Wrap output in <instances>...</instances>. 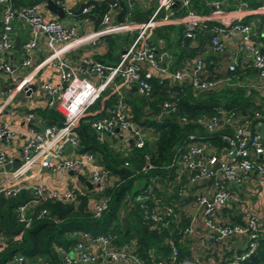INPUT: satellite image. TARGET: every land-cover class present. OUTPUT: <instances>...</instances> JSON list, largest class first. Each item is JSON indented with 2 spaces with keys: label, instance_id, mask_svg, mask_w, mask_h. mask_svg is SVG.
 Wrapping results in <instances>:
<instances>
[{
  "label": "built area",
  "instance_id": "obj_1",
  "mask_svg": "<svg viewBox=\"0 0 264 264\" xmlns=\"http://www.w3.org/2000/svg\"><path fill=\"white\" fill-rule=\"evenodd\" d=\"M146 1L155 3L146 20L129 19L126 9L123 19L117 20L116 14L124 1L114 0L108 2L109 8L102 14L98 27L82 30L77 22L46 19L40 11V3L15 7L12 0H0V74H12L15 70L6 59V53L13 47L10 36L12 20L19 17L28 24L30 31V37L22 43L23 65L31 63L32 50L39 36L43 34L46 37L47 53L41 63L53 66L58 80L46 78L39 84V89L47 96L46 106L55 108L63 116L61 123H45L43 120L37 121L33 111H27L23 124L20 125L11 124L0 115V141L8 143L20 136L23 138L18 156L20 164L17 166L5 167L15 157L0 148V192L13 196L24 188L30 190L31 198L17 207L18 220L23 223L24 228L29 227L35 218L47 216V208L42 206L36 210L37 205L49 200L76 203L79 193L83 191L94 189L98 195L88 205L94 216H100L108 207L109 197L102 192L109 184L107 178L110 170L97 161L93 152L80 150L77 131L80 119L99 98H105L110 93L117 96L112 106L90 121L98 140L108 141L122 133L132 141L134 147H142L153 130L133 118L132 105L126 100L124 84L134 87L140 96H149L151 77L176 82L180 86V92H184L186 85H190L194 91L221 89L228 85L237 70H245L247 67H253L257 77L264 78V52L256 47L252 24L243 21L247 11L254 8L228 10L216 0L212 2L211 10L201 13L190 7L189 0ZM56 2L61 4L59 0ZM127 3L132 7L135 0H127ZM180 7L185 8L184 13H178ZM258 8L264 10V4ZM89 9L90 6L83 11ZM174 20L183 23V34L188 39L195 40L200 30L209 32L213 53L225 50V43L220 36L222 32L238 31L241 33L242 50L248 56L230 54L225 65L226 71L218 77L210 76L201 55L185 59L182 64L174 66L170 64L166 51L161 49L164 39L160 37L153 41L148 37L151 29ZM114 34L132 35L123 45L115 62L107 63L82 55L74 58L71 55L73 50L82 45L94 44L99 38ZM261 34L264 35L263 32ZM36 69L34 66L19 80L12 79L0 104V112L16 92H32L31 81ZM177 93L173 91L172 99L162 101L160 112L152 115L154 119L178 113ZM261 94L264 97V87ZM176 118L182 124H193L194 131L189 132L174 147L171 162L166 166L174 169L172 177L163 179L166 180L162 183L165 185L155 179L154 184L167 188L168 192H175L179 200L168 204L154 198V205L150 207L147 203V199L151 198L150 187L137 193L135 200L140 202L144 217L151 220L153 225L161 223L168 226L170 223L178 224L184 210V198L191 194L193 199L187 204L191 209L188 214L189 222L183 228L184 236L192 232L194 223L201 218L207 228L206 242L209 246L224 242L230 237L244 238L240 249L218 262L208 263L196 259L197 264H245L256 251L260 239H264V208L261 212L243 208L252 203L253 192L256 191L258 198L264 197V183L263 188L258 190L249 186L254 181V172L264 182V120L258 129L255 127L256 123L226 106H218L213 113H200L194 117L178 114ZM247 125L249 132L245 135ZM220 141L223 142L222 145L219 144ZM67 145L72 147L69 154H65L63 150ZM127 163L125 160L124 164ZM217 163L219 166L215 167ZM150 166L149 163L146 165ZM83 168H87V178L93 183L91 189L64 185L59 190L43 181H28L30 176L39 175L43 169L81 172ZM211 176L213 179L209 181ZM243 184L247 186L245 199L241 200L237 188ZM181 200L183 205L180 204ZM231 210L241 211L239 220L231 219ZM119 216L123 217L122 211ZM22 233L23 230L9 236L0 232V252L6 250L13 240H20ZM76 234L77 240L69 250L62 247L58 249L62 264H145L135 253L133 242L114 244L113 233L92 234L82 230ZM23 259L19 255L16 261ZM43 263L47 264L45 261ZM155 264H181L178 247L172 243L168 258H158Z\"/></svg>",
  "mask_w": 264,
  "mask_h": 264
},
{
  "label": "trees",
  "instance_id": "obj_2",
  "mask_svg": "<svg viewBox=\"0 0 264 264\" xmlns=\"http://www.w3.org/2000/svg\"><path fill=\"white\" fill-rule=\"evenodd\" d=\"M15 7L39 3L41 0H12ZM126 5V13L129 19L134 21L146 20L152 11L151 6L143 7L138 0L132 7L128 6L127 0H123ZM247 6L257 8L264 4V0H245ZM199 0H190V7L200 9ZM109 8L107 0H99L97 5H92L89 10L82 13V16H88L93 19L97 27L100 23L102 14ZM202 8V6H201ZM194 9V8H192ZM195 10V9H194ZM207 6L203 12H207ZM185 8L180 7L178 13H184ZM199 12V11H198ZM259 17L256 26L254 38L259 44L260 50L264 52V13L257 15ZM251 16H245L243 21L249 22ZM212 22H210V25ZM157 32L171 41L169 34L163 33L161 28ZM162 37V38H163ZM182 37V36H181ZM210 33L200 30L196 34L195 40L190 39V50L181 48V56L201 55L205 62L210 76H222L219 68H213L214 65L208 55L204 54V45L209 42ZM120 37L113 38L111 41L112 51H117ZM107 51V55H110ZM218 54V53H215ZM104 61L102 58H99ZM230 75L231 72L227 71ZM241 69L235 72L238 77ZM151 94L149 96H140L129 98L132 105L133 118L140 124L149 126L155 136L145 142L142 147L132 145L131 152L123 154L109 146L107 141H100L96 137L94 130L90 126V121L96 116L105 112L107 107L117 99L115 93H110L105 98H99L88 109L79 121L77 131L80 138V150H90L95 155L97 161L110 170L113 177L105 188L103 195L109 197L108 207L104 209L100 216H94L88 209L91 200L90 194L81 192L78 196V202H61L49 200L36 206V210L45 206L48 210L47 216L35 218L32 224L24 228L23 223L18 220L17 207L31 198L29 189H22L18 194L6 196L0 192V232L6 235L14 236L23 230L20 240H13L6 250L0 252V264H15L16 257L22 255L24 259L35 261H45L47 264H61L59 248L69 250L77 240L76 233L87 230L92 234L113 233L115 234L114 244L134 243V251L140 256L145 264H155L158 258H168L171 244H175L179 250V259L188 253L184 246L183 228L186 225L185 218L181 217L176 225L170 223L164 226L161 223H154L144 217L143 208L140 202L135 200V195L143 189L150 187L151 198L147 203L152 207L153 199L157 198L168 204L178 202L179 197L175 192H168L167 188H161L165 178L170 179L175 172L173 168H167L171 162L174 147L179 144L183 138L191 131H194L193 124H182L176 118L178 114H186L188 117L197 116L200 113H213L218 106L233 108L242 115L250 119L253 123L257 120H264L263 101L253 99L252 95L245 94L244 87L225 86L218 90L194 91L190 85L185 86L184 92H180V86L176 82H170L167 78L151 77ZM173 91H177L179 97L177 106L178 113L163 116L156 120L152 115L158 114L161 110V104L164 99H172ZM261 98L264 97L262 96ZM97 110V111H95ZM37 111L45 123H61L63 116L55 108H38ZM258 111V113H256ZM259 115V116H258ZM204 132V131H201ZM220 145L223 142H219ZM127 160V164L124 161ZM150 167H146L147 164ZM145 167V168H144ZM154 179L160 181L154 184ZM195 190V188H192ZM192 196L187 195L186 199ZM120 211L123 217L119 216ZM183 216V214H182ZM235 219H240L236 215ZM245 264H264V239H260L256 251L246 260Z\"/></svg>",
  "mask_w": 264,
  "mask_h": 264
},
{
  "label": "crops",
  "instance_id": "obj_3",
  "mask_svg": "<svg viewBox=\"0 0 264 264\" xmlns=\"http://www.w3.org/2000/svg\"><path fill=\"white\" fill-rule=\"evenodd\" d=\"M56 1V0H55ZM64 10V16L60 17L57 16L56 13L52 12L49 8L46 7V4L44 1H40L41 4L40 11L42 12L43 16L46 19H59L65 23H71V22H77L82 30L92 29L96 26L94 25V21L92 18L88 16H82L85 11H82L80 13H77L76 10L78 9L81 2L86 0H59ZM99 1V0H98ZM190 1V0H189ZM192 1V0H191ZM216 0H199L200 9L198 10L197 7L194 8L197 12H203L204 6H207L208 11L212 9V2ZM220 2V6L224 7L228 10H234L235 8L244 7L247 9H252L251 7L247 6V3L245 0H217ZM140 2L141 6H151L153 8L154 4L152 2H147L146 0H138ZM202 6V8H201ZM92 7V5H90ZM260 13H264V10H259V8H254L250 11H247L246 16H251L249 23L252 24L253 29L256 30V26L259 21V17L257 16ZM1 16L2 12L0 9V26H1ZM98 27V26H97ZM161 28V31L163 33H167L172 37L171 41L168 42L163 35L159 34L157 32V29ZM184 25L181 22H178L176 20L163 23L161 25H158L155 29H151V31L148 34V37L151 38V40L155 41L157 38L164 39V46L161 48L162 50L166 51V55L168 56V59L170 60V64L172 65H180L182 62L185 61V59H188L187 56H181V48H185L187 50L189 49V46L191 44L190 39L188 41L184 37ZM10 36L13 40V47L8 50L6 53V59L13 65L15 68L14 72L12 74L4 73L6 78H0V104L2 100L5 98V92L6 89L11 85L12 79L16 78L19 80L25 73H27L31 68L34 66L36 69V74L32 78L31 83L35 84V88L32 90L30 94H28L25 91H18L21 92V97L16 99V95L18 92H16L15 96L7 103V105L4 107V109L0 112L1 117L8 121L9 123L13 124H23L24 114L27 111H33L37 121L39 120L42 122L43 118L40 115V113L37 111L38 108H45L46 102H47V96L45 93H43L39 89V84L46 78H49L53 81L58 80V75L56 69L49 65V64H42L41 61L45 57L47 53L46 49V37L45 35H40L36 46L32 50L31 54V63L28 65H23L22 60L24 58V54L22 52V43H24L29 37H30V31L28 24L23 21L19 17H14L12 20V30L10 33ZM117 36L120 37L119 39V47L118 51H112L110 48L112 47L111 41L113 38H117ZM130 34H114V35H106L99 40H97L94 44H87L82 45L79 48L73 50L71 52V55L74 58H77L79 56H87L91 59L100 60L99 58H102L104 62L112 63L117 60V57L119 56V53L123 47V45L128 41V37ZM182 36V37H181ZM222 40L225 43V50L215 54L212 52L209 42L204 45L205 51L204 54L208 55L207 59H210L211 63L214 65L215 68H219V71L222 73L225 72V65L228 61V57L230 54H238L241 56H248L246 52H244L241 45V33L238 31H227L222 32L220 34ZM18 42V43H17ZM256 47L260 49V46L258 43H256ZM110 55H107V51H110ZM195 56V55H194ZM194 56H190L189 59H192ZM116 58V60H115ZM227 86H236V87H244L245 88V94L252 95L253 99L258 100L259 102L264 100L261 94V90L264 87V78L257 77L255 70L253 67H247L245 70H241V74L236 77H231L230 82H228ZM123 89L125 90V96L126 100L129 104L130 103V97L136 98L138 96V93L134 87H128L126 84L123 85ZM263 114L258 113L260 116H264V104L262 105ZM258 115V116H259ZM254 126V125H253ZM256 128H261V120L256 121ZM124 135V134H123ZM122 133L119 135H116L115 137H111V140H108L109 146H113L118 151L122 152L123 154H127L131 152L132 148V141L130 139H126ZM155 136L154 133H151V137L149 139H152ZM23 138L20 136L16 138L12 142H4L0 141V148H3L8 155L14 156L15 158H18L20 155L19 148L22 143ZM71 150L64 151L65 154H69ZM86 177H87V168H83L81 171ZM254 181L249 184L250 187L253 188V190H258L263 188L262 178H259L257 176V173L254 172L253 174ZM264 178V177H263ZM109 183L113 181L112 175L109 174L108 176ZM28 181L30 182H38L43 181L49 184L50 186L57 188L61 190L64 185H72L75 187H86L88 188L83 182H81L76 174H69L68 170L61 171H51L48 169H43L42 172L39 175H33L30 176ZM247 184H243L242 186H239L237 188V193L240 196V199H245V191H246ZM91 189V188H89ZM91 196L90 202L93 201V199L98 198V195L95 193L94 189L87 190L86 191ZM252 197V203L245 205L243 208L248 210H255L258 212L262 211V208H264V197H259V195L255 192H253ZM192 199L187 200L186 197L184 198L185 205L182 209H184L183 212V218H185L186 224L189 222L188 214L190 212V206L187 207L188 203L192 202ZM180 204L183 205L182 200L180 201ZM241 217V211L231 210L230 211V217L234 220V216ZM122 218V217H121ZM238 220V219H235ZM77 235V234H76ZM206 235H207V228L201 218H198L197 221L194 223L193 230L190 234L185 235L184 238V246L188 249V253L185 254L182 259H180L181 264H197V260L199 261H206L208 263H216L224 256H227L234 251L240 249L244 244V238L243 237H230L224 242H218L216 244H213L211 246L207 245L206 242ZM93 249V247H91ZM19 256V255H18ZM17 258V257H16ZM15 258V259H16ZM15 264H44L41 260H35L30 261L27 259H23L19 262L16 261ZM113 264H121V263H113Z\"/></svg>",
  "mask_w": 264,
  "mask_h": 264
},
{
  "label": "water",
  "instance_id": "obj_4",
  "mask_svg": "<svg viewBox=\"0 0 264 264\" xmlns=\"http://www.w3.org/2000/svg\"><path fill=\"white\" fill-rule=\"evenodd\" d=\"M45 2L46 7L49 8L52 12L56 13L57 16H64V10L62 6H60L55 0H42ZM108 2H113L114 0H107ZM98 0H86L80 3L78 9L76 10L77 13H80L83 11L84 8L89 7L90 5H97ZM126 5L124 2L121 3V8L116 14V19L121 21L123 19V14L125 12ZM185 39L188 41V38L185 37ZM18 43V42H17ZM32 88L34 89L36 86L34 83H31ZM249 132V125L245 127V135H248ZM71 145H67L63 148V150L66 152L68 150H71ZM20 164L19 158H15L14 161L11 163H8L5 165V167L9 168L11 166H17ZM219 163L215 165V167H218ZM69 174H76L78 179L83 182L88 188H91L93 186V183L82 173V172H74L73 170H68ZM213 179V176L210 177L209 181ZM62 264V263H61ZM106 264H111L110 262H106Z\"/></svg>",
  "mask_w": 264,
  "mask_h": 264
},
{
  "label": "rangeland",
  "instance_id": "obj_5",
  "mask_svg": "<svg viewBox=\"0 0 264 264\" xmlns=\"http://www.w3.org/2000/svg\"><path fill=\"white\" fill-rule=\"evenodd\" d=\"M132 38V35H130L127 39L129 40V39H131ZM117 51H118V49H117ZM118 58V57H117ZM115 60H116V58H115ZM0 78L2 79V78H6V76L4 75V73H1L0 74ZM21 97V92H18V94L16 95V99L18 98H20ZM1 176V175H0Z\"/></svg>",
  "mask_w": 264,
  "mask_h": 264
}]
</instances>
